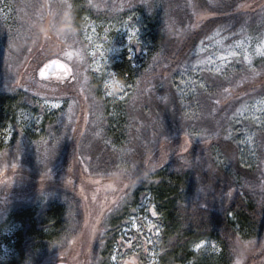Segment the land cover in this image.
Wrapping results in <instances>:
<instances>
[{
	"label": "rangeland",
	"instance_id": "1",
	"mask_svg": "<svg viewBox=\"0 0 264 264\" xmlns=\"http://www.w3.org/2000/svg\"><path fill=\"white\" fill-rule=\"evenodd\" d=\"M57 1L63 7L40 0L32 21L21 25L19 13L22 7L32 8L31 1L0 0V264H219L223 256L226 262L222 259V264H264V227L255 237L256 233L247 234L239 226V236L230 249L225 247V254L219 242L203 237L178 244L185 250L181 248L165 262L172 241L185 242L179 236L184 228L168 239L162 204L149 190L153 182L131 181L119 162L137 147H157L168 141L172 108L152 107L159 109L152 113L145 104L140 106L143 98L138 96V86L143 65L149 58L150 64L155 62L156 55L149 57V53L158 26L176 34L175 39H183L181 21L189 15L195 23L207 18L196 11L194 0H150L154 7L147 2L127 9L136 0H126L127 4L82 0L76 6L73 0ZM233 1L212 0L213 5ZM155 13L162 21L150 26L146 18ZM222 13L235 18L196 44L171 84L182 117L190 123L187 130L199 147L217 135L231 141L238 149L242 171L227 166L219 149L212 148V155L220 166L239 174L240 187L255 205L264 207V113L256 110L264 101V90L242 94L229 105L227 100L246 83L264 78V56L255 52L264 37V0H240L231 11ZM62 16L69 21L72 35L63 40L54 35L47 40L37 37L33 25H54ZM135 28L139 29V43L134 40L130 46L128 31ZM217 30L220 37H215ZM225 37L223 46L216 43ZM46 41L55 50L64 49L57 60L70 70L67 77L61 74L56 81L38 77L48 61L33 67L34 50H40ZM240 41L246 42L244 48H235ZM228 49L238 55L220 61L218 57L227 55ZM68 52L74 53L72 58ZM245 52L251 66L244 60ZM209 57L215 62H201ZM217 65H222L219 71ZM109 73L125 81L124 89L115 96L108 95L109 89L104 87L111 80ZM65 82L73 83L75 97L60 94L58 85ZM170 95L166 91L164 99ZM123 124L124 140L120 141L118 131ZM145 163L143 168L151 173L161 164L159 160ZM113 173L121 176L117 186L108 183ZM123 173L131 186L129 198ZM44 187L49 190L40 193ZM196 198H182V206ZM57 207L64 211L59 227L51 212ZM231 221L236 223L233 216ZM150 225L154 227L150 229ZM201 242L203 246L197 249Z\"/></svg>",
	"mask_w": 264,
	"mask_h": 264
},
{
	"label": "trees",
	"instance_id": "2",
	"mask_svg": "<svg viewBox=\"0 0 264 264\" xmlns=\"http://www.w3.org/2000/svg\"><path fill=\"white\" fill-rule=\"evenodd\" d=\"M24 1H31L32 8L29 6L22 7V11L20 13L18 12L21 25L25 21H32L35 15L34 7L40 2V0ZM47 1V5L63 7L57 0H51L52 3ZM81 1L73 0L72 4L75 6L80 5ZM122 1L126 4L128 3L126 0ZM239 1L235 0L231 5L224 3L213 5L212 0H194L196 11L207 18L198 23H195L192 15L187 16L183 21L179 18L182 22L179 27L183 39H175L176 34L170 33L169 31L166 32L164 28L158 26L159 29H157L153 39L155 42L154 48L149 53V57L152 54L156 55L155 62L150 64L151 58L148 57L149 62L142 67L144 73L138 86V96L143 98L140 106L143 107L145 104L146 107L151 109L152 113H155V110H159L155 108L154 110L152 107H159L164 111L172 108V128H170L169 138L165 144L149 148L137 147L134 153H129L130 155L124 156L119 162H121L120 164H122L123 170H127V175L131 178V181H144L147 179L153 182V184L148 185L151 186L149 190L162 204L167 223V231H165V234L168 239H172V235L175 232L179 231L180 228H184L183 232H179V236L180 238L183 237V241L185 242L180 243L177 238L174 239L170 244V249L165 254V262H168L170 257L177 255V252L181 251V248L185 250L184 246H178V244H185L194 239L210 237L221 244L223 254H225V247L230 249L234 243L233 241L239 236L237 226H239V230L247 234L256 233L255 237L260 234L259 232L264 227V207L255 205L251 195L249 194L248 196L246 191L240 187L241 177H239V174L230 173L231 171L227 170V168L220 166L216 163L212 155V148L219 149L228 160L227 166H231L236 171H242L239 166L237 147L221 135L208 138L207 143L199 147L195 141L194 134H191L187 130L190 123L182 117V111L174 95L175 93H173L174 88L171 84V78L174 77L177 70L187 61L196 44L200 40L209 37L214 30L229 21V18H235V16L230 17V15L222 13V11L225 12L228 9L231 11L233 7L237 6ZM147 2L154 7V2L150 0H136L134 3L131 2L130 7H125L126 9L131 8L133 4L138 3L146 5ZM64 8L67 9L66 6ZM61 13L63 12L61 11ZM141 13L143 15L146 14L142 10ZM146 19L149 21L150 26H157L162 21L157 13L152 18L147 17ZM12 20L15 21V17ZM18 25L19 23L15 21V28ZM36 27L37 25H33V29ZM60 50L64 49L55 50L54 44L46 41L41 45L40 50H34L35 55L33 58L36 60L32 66L35 67L41 61L57 60ZM22 66L23 64L20 65V67ZM119 78L124 81L121 76ZM73 87L72 82H65L64 84L58 85L57 89L60 94L75 97L77 92ZM243 87L244 89H241V91L239 90L229 95L227 100H230V103L228 105L239 99L240 97L238 96L242 94L252 95L264 90V78L260 77L258 81L253 80L251 84L250 82L246 83L241 88ZM166 91H171V95L170 99L165 100L164 96ZM118 133L119 137L117 138L123 141L122 136L125 133V124L119 127ZM74 134L77 135V132H74ZM186 135H188L190 147L189 151L184 153L182 146L185 142ZM64 145L67 146L68 144L64 143ZM98 146L102 148V145ZM156 159L161 164H157V168L153 173L143 168L146 160H148L146 163L151 165L153 162L156 163ZM185 160L188 163H185ZM145 171L148 173H145ZM127 181L129 180L126 179V175L124 174V182L126 184ZM44 186H47V184H44ZM142 186L140 189L143 188ZM44 188L40 193L49 190H46V187ZM127 188H130L129 191L131 190V186L128 184ZM129 191L127 192L126 198L131 197V191ZM191 196L192 198H195V196L197 198L192 199L187 206H182L183 200L181 199H188ZM176 203H180L181 206L175 207ZM124 210L122 209V214ZM51 212L58 218L56 225L59 227L62 224L63 218L60 217L64 216L63 208H53ZM231 216L235 218L236 223L231 221ZM122 220L119 217V222ZM255 237L245 243H250ZM248 258L246 256L245 259ZM222 259L226 262V256H223ZM222 259L219 264H222ZM64 263L69 264L68 262Z\"/></svg>",
	"mask_w": 264,
	"mask_h": 264
},
{
	"label": "snow or ice",
	"instance_id": "3",
	"mask_svg": "<svg viewBox=\"0 0 264 264\" xmlns=\"http://www.w3.org/2000/svg\"><path fill=\"white\" fill-rule=\"evenodd\" d=\"M94 30L95 29H93V31ZM138 32H139V29L138 28H135V29H132L131 31H128V44L130 46L133 44V41L134 40L136 41V43H139V41H138ZM220 35H221L220 31L217 30L216 33H215V37H220ZM215 37H210V39H215ZM224 39H226V37L225 38H222V39H217L216 40V43L219 44V45H221V46H223V40ZM245 43H246L245 41H240L234 47L235 48L243 49ZM248 47H251L250 42L248 43ZM131 51H132V49L130 47L129 48V52L131 53ZM255 52L257 54L261 55V56H264V37L260 38V42L258 43L257 47L255 48ZM67 55H68L69 58H72V56L74 55V53L68 52ZM92 55L95 56L96 53L93 52ZM100 55L102 57L103 56V53L101 52ZM236 55H238V53L236 51H234L232 49H228L227 50V55H221V56L218 57V59L220 61L226 62V61L229 60L230 57H234ZM131 59H132V57H131V55H129V60H131ZM244 60L247 61L249 63V65L251 66V58H250V56L246 52H245V55H244ZM201 62L202 63H209V62H215V61L213 60L212 57H209L208 61H201ZM54 65L55 66H59L60 68H62L65 73H69L70 72V70L68 69L67 66H65L64 64H61L58 60H53L51 62V64H45L44 65V68L40 70V72H39L40 77H44L46 70L49 69V68H51ZM220 67H222V65H217V71L220 70ZM97 71H99V69H97ZM108 75L111 77V79L113 77H117V74H115V73H109ZM109 81H106V83L104 85L105 88H107L106 86H107V84H108ZM194 83H195L194 81L193 82H190L189 83V86L191 87L192 84H194ZM200 87H203V85H200ZM225 91H227V89ZM108 95H110L109 92H108ZM120 98L123 99L124 97L121 96ZM59 106H60L59 104H53L52 105V107H56V108H58ZM256 110L264 113V101H260L259 102ZM189 147H190V142L188 140V135H186L185 136V142H184V144L182 146V151L184 153H187L189 151ZM48 159H49V155H48L47 151H45V153H44V164H45V167H47V163L46 162H47ZM185 163H188V161L185 160ZM152 215L153 216L156 215V211L154 209L152 210ZM151 227H154V226L150 225V229H151ZM202 246H203V242L198 243L196 245V248L199 249Z\"/></svg>",
	"mask_w": 264,
	"mask_h": 264
},
{
	"label": "clouds",
	"instance_id": "4",
	"mask_svg": "<svg viewBox=\"0 0 264 264\" xmlns=\"http://www.w3.org/2000/svg\"><path fill=\"white\" fill-rule=\"evenodd\" d=\"M69 25V21L61 17L53 25L51 22L42 23L36 27L37 37L40 39H51L54 35L57 39L63 40L66 37L72 35V28ZM109 89L110 95H117L125 87V82L119 77H113L106 86ZM121 180L119 173H113L108 183L113 186H117Z\"/></svg>",
	"mask_w": 264,
	"mask_h": 264
},
{
	"label": "water",
	"instance_id": "5",
	"mask_svg": "<svg viewBox=\"0 0 264 264\" xmlns=\"http://www.w3.org/2000/svg\"><path fill=\"white\" fill-rule=\"evenodd\" d=\"M53 60L51 61H48L46 64H51ZM61 64H64L63 62L59 61ZM65 65V64H64ZM66 66V65H65ZM44 68V65L40 68L43 69ZM39 70V72H40ZM39 72H38V77L45 80L47 79L50 75H55V74H62L64 77H67L69 73H65L64 70L62 68H60L59 66H52L51 68L47 69L46 72H45V76L44 77H40L39 75ZM58 264H65V263H58Z\"/></svg>",
	"mask_w": 264,
	"mask_h": 264
},
{
	"label": "flooded vegetation",
	"instance_id": "6",
	"mask_svg": "<svg viewBox=\"0 0 264 264\" xmlns=\"http://www.w3.org/2000/svg\"><path fill=\"white\" fill-rule=\"evenodd\" d=\"M61 74H55V75H50L47 79H45L46 81H52V80H54V79H57V78H59V76H60ZM54 81H56V80H54Z\"/></svg>",
	"mask_w": 264,
	"mask_h": 264
}]
</instances>
